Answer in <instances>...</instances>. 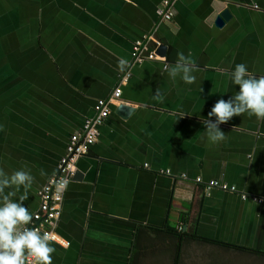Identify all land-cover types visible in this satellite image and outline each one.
<instances>
[{"label": "crops", "instance_id": "crops-1", "mask_svg": "<svg viewBox=\"0 0 264 264\" xmlns=\"http://www.w3.org/2000/svg\"><path fill=\"white\" fill-rule=\"evenodd\" d=\"M225 9L231 19L218 27ZM148 37L167 56L135 63V43ZM178 52L195 69L191 84L164 70ZM120 57L130 72L118 70ZM239 63L264 76V0H0V171L31 172L32 214L69 138L130 74L76 164L83 178L69 182L55 229L67 246L51 242V264H174L179 252L180 264L264 259L255 253H264V119L234 115L215 144L202 123L238 89L229 73ZM123 104L135 110L126 119L116 114ZM212 181L236 192L207 191ZM191 225L198 239L171 231Z\"/></svg>", "mask_w": 264, "mask_h": 264}, {"label": "clouds", "instance_id": "clouds-1", "mask_svg": "<svg viewBox=\"0 0 264 264\" xmlns=\"http://www.w3.org/2000/svg\"><path fill=\"white\" fill-rule=\"evenodd\" d=\"M134 65L126 58L117 60L120 72H130ZM164 70L170 79L177 76L187 84H191L195 77V69L190 66L183 53H177L175 62ZM232 86H238L235 93L227 100L218 99L204 118L205 135L215 144L225 139V134L219 129L221 123L227 122L234 115L247 113L257 119H264V76H252L245 64H236L229 73ZM157 98H160L157 93ZM215 117V119H211ZM33 183L30 171L23 167L13 170L10 174L0 171V264H24L25 255L31 256L33 264H51L56 251L52 241L66 243L56 234L41 232L32 228L33 214L28 211L24 201L28 197V189ZM69 180L58 181L57 193L65 190Z\"/></svg>", "mask_w": 264, "mask_h": 264}, {"label": "built area", "instance_id": "built-area-1", "mask_svg": "<svg viewBox=\"0 0 264 264\" xmlns=\"http://www.w3.org/2000/svg\"><path fill=\"white\" fill-rule=\"evenodd\" d=\"M160 15L164 21H172L175 16L174 3L170 1L164 2L162 8L160 9ZM153 42L152 37H148L142 42L135 43L133 48L135 63H143L146 60H164L156 54V50L160 46L159 43L155 42L154 48H150ZM129 77L130 74H126L122 78L121 84H125ZM121 84L113 91L110 98L106 100H99L96 103L95 115L92 118L85 120L81 130L69 138L66 153L58 165L57 174L51 177L47 184L38 193L40 204L38 211L33 214V220L30 225L32 228L41 232L47 231L57 235L55 229L62 216L64 196L69 184H67L63 192L57 193V183L65 178L71 182L76 173V164L78 160L82 157L88 156L91 148L98 142L100 128L109 118L111 108L120 102V98L122 96ZM196 181L198 183H203L202 178H198ZM205 185L207 191L219 188L223 191L236 192L234 187L228 188L218 181H212ZM242 199H246V196H242ZM255 201L260 202L261 200L256 199ZM178 230L182 232V226ZM52 242L57 243L55 241ZM60 245L64 246V244ZM24 264H33L32 257L25 255Z\"/></svg>", "mask_w": 264, "mask_h": 264}, {"label": "water", "instance_id": "water-1", "mask_svg": "<svg viewBox=\"0 0 264 264\" xmlns=\"http://www.w3.org/2000/svg\"><path fill=\"white\" fill-rule=\"evenodd\" d=\"M231 19V14L230 11L225 9L224 11H222L217 20H216V25L218 27H223L225 25V23L227 21H229ZM156 54L162 58L165 59L167 56V46H165L164 44H161L158 49L156 50ZM135 110L134 108L128 106V105H120L118 107H116V114L118 116H120L123 119L128 118L131 113H133ZM83 178V174L80 171H76L74 177H73V181L75 182H80L82 181Z\"/></svg>", "mask_w": 264, "mask_h": 264}, {"label": "rangeland", "instance_id": "rangeland-1", "mask_svg": "<svg viewBox=\"0 0 264 264\" xmlns=\"http://www.w3.org/2000/svg\"><path fill=\"white\" fill-rule=\"evenodd\" d=\"M206 264H264V259L249 260L246 256H236L229 259V255H211L203 260ZM200 262V261H199Z\"/></svg>", "mask_w": 264, "mask_h": 264}, {"label": "trees", "instance_id": "trees-1", "mask_svg": "<svg viewBox=\"0 0 264 264\" xmlns=\"http://www.w3.org/2000/svg\"><path fill=\"white\" fill-rule=\"evenodd\" d=\"M175 236L177 237L178 241H182L184 238H187V237H190L193 238V239H198L195 235V227L193 225L190 226V231L189 230H185L184 232H177L175 229L171 230ZM199 240L201 241H204L202 239L199 238ZM217 245H221L223 247H229L228 245H224V244H219L217 243ZM178 252H179V248H178ZM255 253H259V255H264V253H260L259 251L258 252H255ZM180 259H181V256H180V252L177 254V257L175 258V261H174V264H180Z\"/></svg>", "mask_w": 264, "mask_h": 264}]
</instances>
